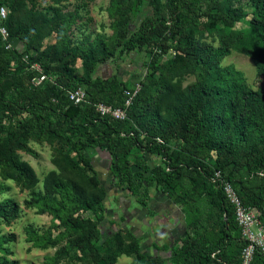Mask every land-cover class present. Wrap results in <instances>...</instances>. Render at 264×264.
Here are the masks:
<instances>
[{"label":"rangeland","instance_id":"rangeland-1","mask_svg":"<svg viewBox=\"0 0 264 264\" xmlns=\"http://www.w3.org/2000/svg\"><path fill=\"white\" fill-rule=\"evenodd\" d=\"M166 1L158 2L163 7ZM134 5V0H0L7 11L4 25L9 35L31 29L25 61L36 67L45 63L54 72L84 79L82 61L101 58L103 63L96 75L105 78L117 74L119 80H131L136 117L155 135L174 126L175 115L182 112L200 86L208 91L219 85L222 90L230 85V75L245 91L264 88V55L257 56L259 44L252 31L253 24H257L254 12L264 9V0H183L181 9L191 11L185 38L177 43L174 40L165 51L156 50L159 62L153 75L143 68L148 52L118 55L119 48L115 47L126 17L131 33L143 19L154 16L149 0ZM225 11L234 14L227 21L221 17ZM225 98L232 105L221 111L222 127L213 130L211 138L231 147L232 122L244 117L255 103L238 89L226 93ZM231 108L233 120L229 118ZM254 132L251 148L257 145L252 140ZM19 143L12 152L26 174L19 177L16 171L0 166L2 264H92L96 255H114L112 264H140L131 252L132 237L139 241L138 248L146 257H153L151 243H166L183 234L179 208L177 219L176 212L167 210L171 203L159 200V194L145 210L126 191L115 189L108 171L110 157L105 151H85L96 172L98 183H94L71 149L61 147L56 140L28 135ZM169 145L178 146L175 140ZM133 155H142L151 165L159 163L154 155L137 150ZM98 199L104 207V219L97 223L100 238L95 244L96 255L76 252L75 258L69 259V241L86 235L88 229L61 236L54 225L69 216L96 221L98 211L83 206ZM258 213L264 230V216Z\"/></svg>","mask_w":264,"mask_h":264},{"label":"trees","instance_id":"trees-1","mask_svg":"<svg viewBox=\"0 0 264 264\" xmlns=\"http://www.w3.org/2000/svg\"><path fill=\"white\" fill-rule=\"evenodd\" d=\"M134 1V6L141 2ZM158 1L149 0L154 16L143 19L131 33L126 17L115 40L118 55L148 52L149 59L143 63V68L149 75L157 70V53L165 51L174 40L177 43L185 38L184 30L191 12L181 9L183 0H167L163 7ZM254 14L257 24H253L252 31L259 44L257 56L260 57V54L264 55V9ZM233 15L225 11L221 17L227 21ZM30 32V28H24L11 34L17 41L11 49L0 45V166L23 177L26 170L15 162L12 151L20 146V138L37 135L70 148L78 163L91 173L92 181L98 183L94 166L85 156L87 149L98 148L110 157L108 171L115 189L126 191L145 210H149L150 202L158 194L163 195L183 216V234L166 243H151L153 257H146L138 248L139 241L132 237L130 246H133L131 252L136 262L240 264L239 254L246 242L241 238L232 205L221 189L211 182V177L219 171L241 203L264 216V88L245 91L244 86L236 85L238 79H232L230 75V85L222 90L219 85L211 86L208 91L200 86L185 103L182 112L175 115L174 126L155 135L144 129L136 117L135 100L126 108V118L122 121L101 117L95 112L93 105L96 103L124 108L133 92L129 79L119 80L117 74L105 78L96 75L103 63L101 58L82 61L84 79L54 72L47 64H40V71L53 81L35 85L32 80L40 72L22 58L31 45ZM185 54L188 55L189 50ZM209 70L213 67L209 66ZM77 88L85 90L88 104L69 102L65 91ZM236 89L255 106L244 117L232 122V146L226 147L215 143L211 132L222 127L221 111L232 105V101L225 98L226 93ZM232 109L231 120L235 119ZM252 131H256L252 135V140L257 143L254 148L250 147ZM171 140L178 144L176 148L169 145ZM133 150L157 156L159 163L151 165L142 155L132 156ZM78 206L76 203L75 207ZM83 208L98 211L96 221L69 216L66 223L62 219L61 225H54L55 229H60L61 236L88 229L86 235L69 241V259H74L76 252L96 255L95 244L100 238L97 223L104 219V207L98 199L85 203ZM114 260V255H96L92 264H112ZM251 264H264V252L254 251Z\"/></svg>","mask_w":264,"mask_h":264},{"label":"built area","instance_id":"built-area-1","mask_svg":"<svg viewBox=\"0 0 264 264\" xmlns=\"http://www.w3.org/2000/svg\"><path fill=\"white\" fill-rule=\"evenodd\" d=\"M7 18V11L4 6H0V45L5 49H11L16 44V39L12 38L4 23ZM25 60V56L22 57ZM32 68L40 72V75L32 80L35 85H39L45 81L52 82V77L43 74L40 68L32 65ZM65 95L69 102L73 105L88 104L87 94L83 88L65 91ZM131 95L124 103V108H113L103 103H96L93 108L101 117H110L115 120H124L126 118V108L131 103ZM157 141H160L157 139ZM211 182L217 185L224 194L227 201L232 205L234 211L235 222L240 230L241 238L246 242L240 252V264H251L254 251L264 252V230L259 221V213L252 207L244 206L231 184L223 179L219 171H215L211 177Z\"/></svg>","mask_w":264,"mask_h":264},{"label":"crops","instance_id":"crops-1","mask_svg":"<svg viewBox=\"0 0 264 264\" xmlns=\"http://www.w3.org/2000/svg\"><path fill=\"white\" fill-rule=\"evenodd\" d=\"M161 197H160V199L159 200H161L162 199V202L163 201H168L163 195H160ZM154 200H155V198H154ZM158 200V201H159ZM153 201V200H152ZM156 201H157V199H156ZM168 207V209L167 210H169V211H174V212H176V214H177V219H178V209H177V207L175 206V205H172V204H170V205H167Z\"/></svg>","mask_w":264,"mask_h":264}]
</instances>
